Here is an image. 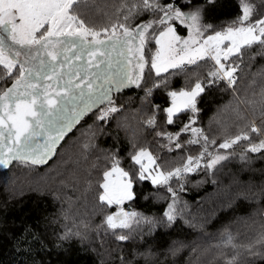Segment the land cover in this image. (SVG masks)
Masks as SVG:
<instances>
[{
  "label": "trees",
  "instance_id": "obj_1",
  "mask_svg": "<svg viewBox=\"0 0 264 264\" xmlns=\"http://www.w3.org/2000/svg\"><path fill=\"white\" fill-rule=\"evenodd\" d=\"M248 2L252 21L264 17V0ZM159 3L202 9L201 27L213 34L238 25L243 0ZM81 11L98 30L117 21L131 30L163 15L145 9L142 0H88ZM149 44L152 54L156 45ZM228 60L237 69L233 88L210 75L216 67L208 55L159 75L150 62L144 85L90 113L45 162L0 170V264H264V244L258 243L264 233V149L248 150L264 140V46L243 47ZM9 81L0 65V91ZM198 82L203 91L196 110L184 109L169 123L170 93ZM109 107L117 111L99 119ZM253 121L259 134L250 131ZM243 133L248 140L220 147ZM141 150L156 167L143 180L133 161ZM217 156L225 159L209 168ZM114 164L131 178L132 198L108 204L100 200L101 185ZM186 166L181 176L153 184L154 177L163 181ZM170 206L172 221L165 215ZM120 209L137 215H129L130 227L109 228L106 218Z\"/></svg>",
  "mask_w": 264,
  "mask_h": 264
},
{
  "label": "snow or ice",
  "instance_id": "obj_2",
  "mask_svg": "<svg viewBox=\"0 0 264 264\" xmlns=\"http://www.w3.org/2000/svg\"><path fill=\"white\" fill-rule=\"evenodd\" d=\"M87 4L88 0H0V65L7 70V76L14 80L11 87L0 91V166L6 168L14 160L21 163L30 161L32 164L45 162L55 153L64 135L86 113L105 101L112 104L109 93L113 91V87L117 90L129 84L139 87L144 66L149 63L143 55L145 34L154 24L167 25L166 29L160 31L156 43L160 44L164 37L171 34L167 44L168 51L183 53L178 58L176 55L168 56L163 60L162 67L161 52L158 51L151 59V68L156 70L157 75L161 71H167L168 67L179 68L184 63L195 64L197 59L203 60L206 55L211 54L219 68L210 75L226 79L229 85H235L236 67L226 69L221 58L227 60L231 55L240 54L243 47L254 44L264 46V17L252 21L254 7L248 0H243L242 15L237 21L239 26L217 31L202 43V9L186 13L172 4L162 5L159 0H142L145 9L161 12L162 17L143 23L135 30H130L122 23L113 24L109 32L107 27L97 31L94 26L86 23L81 7H86ZM124 19L127 20L128 17L125 16ZM172 20L180 21L190 29L188 39L181 41V37L175 34V28L169 23ZM205 27L210 28L211 25ZM117 28L122 30L120 35L116 34ZM101 31L107 39H99ZM226 40L231 43L222 48L221 45ZM177 43H182L183 47L177 48ZM193 44L200 46L193 48ZM12 45L24 51L14 50ZM133 52L138 54L134 62L129 59ZM85 57L82 63H76ZM129 64L132 66L129 67ZM201 91L203 89L198 82L191 91L171 92L173 107L166 110L168 122L172 123L174 110H180V107H190L195 111V98ZM177 97L183 98L181 106L176 105ZM116 111L117 108L109 107L99 119L103 120L108 112ZM261 115L264 116V111ZM151 123L153 121L150 120L149 124ZM192 131L198 133L200 130ZM250 131L260 133L254 121ZM41 138L43 143H39ZM241 139L248 140L249 135H237L220 147L229 148ZM261 149H264V140L253 144L248 150L256 152ZM143 156H148L150 162L154 163L150 154L143 150L133 157L135 163L140 165L141 180L145 179L144 172L147 170L141 161ZM223 159L224 156L215 157L208 167H214ZM188 162L192 163L191 157ZM184 170L189 169L186 166ZM180 171L177 168L176 174ZM114 172L123 178L121 192L115 197L110 193L108 181ZM172 175L173 173H168L163 181L154 177L152 182L166 183ZM104 177L101 201L119 204L124 199L132 198V180L127 172L114 164L111 171L105 172ZM171 213L170 206L165 213L169 221L174 219ZM129 215L135 217L137 214L122 212L118 214L120 219L110 215L106 218V223L112 229L130 227L127 220ZM118 238L124 240L127 237L121 235ZM258 243L264 244V233Z\"/></svg>",
  "mask_w": 264,
  "mask_h": 264
},
{
  "label": "rangeland",
  "instance_id": "obj_3",
  "mask_svg": "<svg viewBox=\"0 0 264 264\" xmlns=\"http://www.w3.org/2000/svg\"><path fill=\"white\" fill-rule=\"evenodd\" d=\"M195 9L194 8H189V9H187L186 10V13L187 12H190V11H194ZM182 11V10H181ZM161 18V17H160ZM159 20V19H158ZM254 21V20H253ZM116 22V21H115ZM148 21H145V22H142V23H140V24H143V23H147ZM173 22H175L174 20H172V21H170L169 23H171V25L175 28V26L173 25ZM179 23H180V21H179ZM116 24H121V23H119L118 21L116 22ZM122 24H125L126 26H127V24H126V22H122ZM179 25H181L182 27H183V29L185 30V37H182V36H180L179 35V33H178V31H176L175 30V34L177 35V36H179V37H181V41H183V40H185V39H188V37H189V34H190V29L188 28V27H185V25L184 24H182V23H180ZM237 26H239V25H237ZM236 26V27H237ZM128 27V26H127ZM153 27H154V31H150V33H149V40H150V42L152 43L153 41L155 42V45H156V48L152 51V54H150V57L149 58H147L146 59V61H148L149 62V59H152V57L159 51V52H161V57H162V63H161V66L163 67V60L164 59H166L168 56H170V55H176L177 56V58L180 56V55H183V53H178V54H176V53H170L169 51H168V48H167V44H168V41L171 39V34H169V36H167V37H164L162 40H161V43L160 44H157L156 43V39L157 38H159V33H160V31L161 30H163V29H166V27H167V25H158V24H154L153 25ZM152 27V28H153ZM158 27H160V31H159V33L158 34H156L157 32H156V28H158ZM235 28V27H234ZM97 31H100L101 29H96ZM120 31H122L121 29H119V28H117V30H116V32H120ZM202 31H203V37H201L200 38V43H202L203 42V40L204 39H207V37L209 36V35H214L215 33H211V34H205V29L204 28H202ZM109 32H111V26L109 27ZM101 34H104L102 31H101ZM231 42L230 41H224V43L221 45V47L222 48H225V47H227L229 44H230ZM177 48H179V47H183V45H182V43H177L176 45H175ZM200 45L199 44H193L192 45V47L193 48H196V47H199ZM210 58H211V54H209L208 55ZM230 57V56H229ZM223 58H221V63H222V60ZM211 60H212V62L214 63V65H215V67H216V62H215V60H213L212 58H211ZM150 62H151V60H150ZM188 63H184L183 65H187ZM190 65V64H189ZM2 66V65H1ZM170 68H173V67H168L167 68V70L168 69H170ZM2 70L6 73L7 72V70L6 69H4L3 68V66H2ZM216 71H217V67H216ZM154 72H156V70L154 69ZM161 72H164V71H161ZM144 78H145V76L142 78V80L140 81V86H141V84H143L144 85ZM10 80H11V78H10ZM237 83V82H236ZM195 87V86H194ZM194 87H193V89H194ZM3 90V89H2ZM1 90V91H2ZM192 90V89H191ZM191 90H189V91H191ZM177 93H179V92H177ZM182 100H183V98H181V97H177L176 98V105L177 106H181L182 105ZM173 107V98H172V102H171V105L168 107V108H172ZM167 108V109H168ZM188 108H190V107H188ZM184 109H187V108H183V107H180V110H174V114L173 115H175V114H177L178 112H180V111H182V110H184ZM167 114H168V112H167ZM255 122V121H254ZM255 124H256V122H255ZM143 151H145V150H143ZM141 151H139V152H137L136 154H135V156L136 155H138L139 153H140ZM146 153H148L149 154V152L148 151H145ZM150 157H151V155H150ZM151 160L153 161V158L151 157ZM134 161V160H133ZM141 161H142V163L145 165V168L147 169L146 170V172L147 173H149V174H151V173H153V171H155V168L156 167H154L153 166V164L154 163H151L150 162V160H149V157L148 156H143V157H141ZM134 163H135V161H134ZM136 164V163H135ZM119 168H121V169H123L122 167H120V166H118ZM112 170V168L111 169H108V170H106L105 172H109V171H111ZM174 172V171H173ZM172 172V173H173ZM105 174V173H104ZM183 174V173H182ZM173 176H177V174H176V170H175V172L173 173ZM108 181H109V190H110V193H112L113 194V196L115 197V196H118L119 194H120V192H121V185H122V182H123V178H121L120 176H119V174L118 173H113V175L112 176H110L109 178H108ZM105 182V177L103 178V183ZM103 193H104V189H103ZM102 193V194H103ZM124 200H126V199H124ZM114 203H116V202H113V203H111V204H114ZM121 210V209H120ZM126 213V212H125ZM120 219V218H119ZM127 220H128V218H127Z\"/></svg>",
  "mask_w": 264,
  "mask_h": 264
},
{
  "label": "flooded vegetation",
  "instance_id": "obj_4",
  "mask_svg": "<svg viewBox=\"0 0 264 264\" xmlns=\"http://www.w3.org/2000/svg\"><path fill=\"white\" fill-rule=\"evenodd\" d=\"M182 12H186V11H183V10H182ZM174 21H175V22H173V25L175 26V30L177 31V26H176V25H179L180 23H179V21H177V20H174ZM139 25H141V24H138L134 29H131V30H135ZM180 26H181V25H180ZM156 29H157V28H156ZM150 31H154V27H153V28H150V29L148 30V33L145 34V43H144V47H143V55H144L145 60H146L147 58L150 57V53H149V45H150V44H149V43H150V40H149V33H150ZM121 32H122V31H120V32H116V34H117V35H120ZM178 33H179V32H178ZM179 35H180V34H179ZM180 36L185 37L184 34H183V35H180ZM61 39H63V37H61ZM70 39H75V37H70ZM89 39H91V37H89ZM99 39H107V37H106L105 34H101L100 37H99ZM136 43H138V41H137ZM12 47H13L14 50H19V51H21V52L24 51V49H18L17 46H15V45H12ZM137 56H138V54H136L135 52H133V54H131V55L129 56V59L132 60V61L134 62L135 59L137 58ZM48 59L51 60L50 57H49ZM85 59H86V57L83 58V59L80 60V61H76V63H77V64H80V63H82L83 60H85ZM121 59H123V57H121ZM150 60H151V59H149V63H150ZM149 63L145 64V66H144L143 77L145 76L146 69H147V65H148ZM128 66L131 67L132 65L129 64ZM136 71H138V69H137ZM132 74L135 75V72H133ZM13 75H15V71L13 72ZM45 82H46V83H51V81H45ZM12 83H14V80L11 79V80L9 81V83L3 88V90H6L8 87H11ZM134 87H136L135 84H129L128 86H126V87H122V88H120L119 90H117L115 87H113V91L109 93L110 98H111V101L114 102L115 99H116L118 96H120L123 92H125V90H127V89H132V88H134ZM3 90H2V91H3ZM107 104H108V102L105 101L103 104H100V105H98V106L92 108L88 113H86V114L81 118V120H80L78 123L75 124V126H76L77 124H79L81 121H83V120H84V119H85L90 113H92V112L98 110V109L101 108L103 105H107Z\"/></svg>",
  "mask_w": 264,
  "mask_h": 264
},
{
  "label": "built area",
  "instance_id": "obj_5",
  "mask_svg": "<svg viewBox=\"0 0 264 264\" xmlns=\"http://www.w3.org/2000/svg\"><path fill=\"white\" fill-rule=\"evenodd\" d=\"M222 60H223L222 63L225 65V68H226V69L229 68V67H235V66H234V63H233L232 61H229L228 59H227V60L222 59ZM190 65H191V64H190ZM190 65L187 64L185 67H188V66H190ZM216 67H217V69H218V68H219V65H216ZM234 75H235V77L237 78V79H236V82H237V81H238V75H237L236 72L234 73ZM224 81L226 82V84H227L228 86H230V87L233 88L234 85H229V83H228V81H227L226 79H224ZM188 168H189V167H188ZM183 170H184V168L181 169L180 173L177 174V175L181 176Z\"/></svg>",
  "mask_w": 264,
  "mask_h": 264
},
{
  "label": "water",
  "instance_id": "obj_6",
  "mask_svg": "<svg viewBox=\"0 0 264 264\" xmlns=\"http://www.w3.org/2000/svg\"><path fill=\"white\" fill-rule=\"evenodd\" d=\"M81 120V119H80ZM79 120V121H80ZM75 126V124L72 126V128ZM72 128L66 133V134H68L71 130H72ZM65 134V135H66ZM64 135V136H65ZM64 138V137H63ZM60 142H61V140H60ZM60 142H59V144H60ZM39 143H43V138H41L40 140H39ZM59 144L57 145V147L59 146ZM56 147V148H57ZM15 162H19V161H16V160H14V161H12L9 165H8V167L12 164V163H15ZM27 163H31L30 161L29 162H27ZM7 168V167H6ZM5 167H3V166H0V170H4V169H6ZM125 213V211L123 210V209H121V210H119V211H117V212H114L113 213V215L112 216H114V217H117L118 219L119 218H121L120 216H118V214H120V213Z\"/></svg>",
  "mask_w": 264,
  "mask_h": 264
}]
</instances>
